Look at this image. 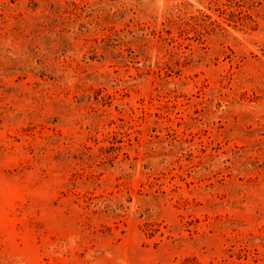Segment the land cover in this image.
Instances as JSON below:
<instances>
[{
	"label": "rangeland",
	"instance_id": "374dc122",
	"mask_svg": "<svg viewBox=\"0 0 264 264\" xmlns=\"http://www.w3.org/2000/svg\"><path fill=\"white\" fill-rule=\"evenodd\" d=\"M0 264H264V0H0Z\"/></svg>",
	"mask_w": 264,
	"mask_h": 264
}]
</instances>
